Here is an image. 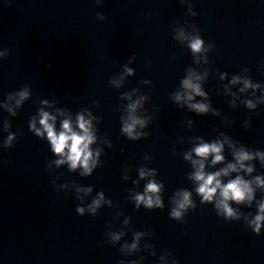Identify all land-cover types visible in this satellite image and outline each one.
I'll list each match as a JSON object with an SVG mask.
<instances>
[{"label":"water","instance_id":"1","mask_svg":"<svg viewBox=\"0 0 264 264\" xmlns=\"http://www.w3.org/2000/svg\"><path fill=\"white\" fill-rule=\"evenodd\" d=\"M189 4L195 16L188 14ZM97 13L105 19H97ZM181 30L199 34L213 49L194 60L186 42L174 38ZM4 49L8 55L0 58V102L24 85L31 95L16 116L0 108V142L8 134L5 119L9 131L17 133L14 147L0 148V264H118L122 259H139L140 264H171L172 259L177 264H264V227L256 235L243 219L226 221L194 192L197 207L185 214L184 222L169 217V197L179 188H193L187 174L194 169L183 154L200 142L197 136L211 142L223 139V132L234 143L264 151V103L254 110L243 104L246 99L255 102L260 91L241 93V84L229 83L233 75H247L264 84V0H102L99 5L96 0H0V52ZM188 68L203 76L201 88L219 115L197 114L174 101ZM145 79L151 83H143ZM113 80L121 81L119 86ZM142 95L148 99L136 114L149 122L136 130L149 135L130 140L121 134V117H127V105ZM9 103L15 105L14 100ZM41 106L58 121L63 118L58 108L73 118L86 108L100 118L93 120L98 140L91 147L103 152L91 175L81 177V169L69 172L67 165L56 168L54 163L46 170L55 157L47 140L28 129L30 116ZM245 120L250 122L247 129ZM224 156L232 159L227 144ZM209 163L210 158L206 170L223 166L210 169ZM252 163V175L264 174L258 161ZM140 167L156 169V179L163 182L162 209L134 207L132 195L143 191L150 178L139 180ZM53 179L56 185H91V194L79 193L85 204L103 191L113 206H101L95 216L79 215L76 187L54 189ZM255 195L259 199L262 194ZM233 206L256 211L254 205ZM125 217L129 228L113 246L105 232L124 227ZM133 231L151 235L141 238L140 251L125 256L120 243H131ZM145 243L154 254L144 249ZM166 252L171 256L160 262Z\"/></svg>","mask_w":264,"mask_h":264},{"label":"clouds","instance_id":"2","mask_svg":"<svg viewBox=\"0 0 264 264\" xmlns=\"http://www.w3.org/2000/svg\"><path fill=\"white\" fill-rule=\"evenodd\" d=\"M102 0H96L99 5ZM183 2V0H181ZM188 14L195 16V13L191 5H188ZM96 18L99 20L105 19L102 13H97ZM194 33H199V30L193 25ZM175 39L180 40L182 43L186 42V46L191 50L194 60L197 54L211 51L213 45L208 43L205 46L204 40L199 34H186L183 30L177 33ZM8 50L4 49L0 52V58L6 57ZM135 58L133 54L131 59ZM131 59L129 62H131ZM247 73V67L242 68ZM125 71L129 74L132 73V69L125 67ZM204 75H207L205 72ZM227 73L222 74V78ZM123 79V77H121ZM203 76L197 74L192 68L187 69V74L180 80L181 90L174 93L173 99L181 107L187 106L190 111H194L197 114H205L211 111L214 115H219L218 110L213 109L208 100V93L202 90L200 81ZM121 81L113 80L111 83L119 86ZM143 83H151L149 80H143ZM230 84H241L239 92L244 93L251 89L253 93L257 90L260 91L261 96L256 97L254 102L251 99H246L243 104L246 108L254 110L257 108V103H264V84L256 83L251 80L249 76L233 75ZM227 88V85H225ZM135 91V89H133ZM31 95L30 89L27 85H24L19 90L9 92L5 99L0 102V108L4 109L10 116L17 115V109H19L23 102L29 99ZM123 95L128 96L127 93ZM204 97V101H194L195 97ZM235 96V93H233ZM131 99L130 96H128ZM148 99L147 96H140L137 100L127 105V117H121L122 126L121 134L125 135L130 140H138L141 137H147L149 134L143 131H137V126L144 128L149 122L148 120L138 116L136 110L141 106V102ZM15 101V105L12 106L9 101ZM98 103V102H95ZM40 105L48 104L47 100H40ZM234 107V103L232 104ZM57 114L63 118L57 120V115H53L50 111H46L44 107H39L36 115L30 116L28 120V129L36 137L46 139L50 151L55 157L54 160H50L46 164V170H52V164L54 163L56 168L61 165H67L69 172L79 171L81 177H86L92 174L93 170L100 163V156L103 149L99 147H91L96 144L98 140L97 129L94 127L93 120L99 122V117H94L85 108L83 112H77L73 118L71 114H65L64 109H56ZM150 119V118H149ZM189 125L192 121H188ZM245 129L250 127L248 120L243 121ZM10 124L7 119L4 120L3 130L7 132V136L0 142V148L9 149L14 147V139L17 133L9 131ZM19 131V130H18ZM22 134V133H20ZM223 139H216L211 142H205L203 138L197 136L196 139L200 142L193 146L190 151H186L183 154L185 161H190L193 171L187 174V179L193 182L192 190L186 188L177 189L169 197V217L171 219L184 222L185 214L190 210H195L197 205L193 199V192L199 196L200 203L213 204L214 210L217 216L223 217L226 221H240L243 219L247 228H250L253 233L260 235L262 227H264V174L252 175L255 171V165L252 161H258L260 166L264 168V151L258 149H249L239 141L233 142L223 132L220 133ZM109 147L111 143L105 141ZM227 144L230 151L231 160H226L224 156V146ZM239 144V147L236 145ZM123 151V149H121ZM193 154L196 158H193ZM175 155V151H173ZM147 159V157H145ZM210 158L209 168L213 169L218 164H223L215 170H206L205 161ZM156 169L149 168L145 170L144 167L138 169L139 180L150 177L147 183L143 186V191H136L132 195L131 199L135 202L134 207L139 209L143 206L146 209H155L164 207L161 193L164 190L163 182L156 179ZM235 173L234 176L231 174ZM250 177V178H249ZM128 177L125 176L124 179ZM227 178V179H225ZM138 180H134L133 184H138ZM54 189H64L68 185L76 187V199L81 203L76 206V213L84 215L88 213L95 216L97 210L103 206H113L111 199L106 198L103 191H97L96 195L91 199L90 203L85 204L83 198L79 195L80 192L91 194L93 188L91 185L87 187H80L76 183H61L56 185L55 179L52 181ZM131 191V190H130ZM261 192L259 199L256 198L255 193ZM233 204L239 206L244 205L246 207L255 206V214L252 212H242L234 207ZM120 213L117 212L118 216ZM124 227H120L118 231L109 229L105 232L106 241L115 246L125 236V229L129 228V217H125L123 221ZM145 235H151L150 231H133L131 243L124 240L120 243V251L123 255L128 256L134 252L140 251V240ZM144 249L152 252V246L148 243L143 245ZM164 255L171 256V253H164L160 256V262L164 259ZM142 259V258H141ZM118 264H140V260H120ZM171 264H177L175 259H172Z\"/></svg>","mask_w":264,"mask_h":264}]
</instances>
